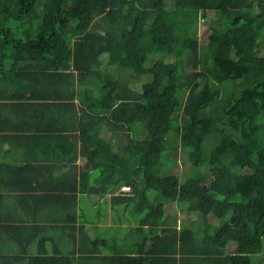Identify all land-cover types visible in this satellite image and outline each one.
I'll return each instance as SVG.
<instances>
[{
  "label": "trees",
  "instance_id": "16d2710c",
  "mask_svg": "<svg viewBox=\"0 0 264 264\" xmlns=\"http://www.w3.org/2000/svg\"><path fill=\"white\" fill-rule=\"evenodd\" d=\"M212 15L203 43L195 27ZM0 100L13 113L0 137L24 133V167L53 179L13 196L32 225L17 227L24 252L0 264L264 263V0H0ZM178 151L184 177L162 162ZM92 196L140 217L136 245L98 256L80 215ZM172 204L200 221L178 230ZM210 215L221 225L199 238Z\"/></svg>",
  "mask_w": 264,
  "mask_h": 264
},
{
  "label": "crops",
  "instance_id": "0c3cea01",
  "mask_svg": "<svg viewBox=\"0 0 264 264\" xmlns=\"http://www.w3.org/2000/svg\"><path fill=\"white\" fill-rule=\"evenodd\" d=\"M2 101H5V100H0V102ZM7 114L11 117L13 113L11 111L6 112V110H0V117L1 119H3V128L7 124L6 121L4 120ZM24 136L26 135L20 132H7L6 137H0V162L8 164V166L10 167L9 170H0V196L2 194H5V195L12 197L7 200H3L0 203V252H4V250L5 251L9 250L7 249V247L3 246L4 245L3 243L5 240L11 241L14 244L12 245V247H18V251L20 252H24V247L27 246V243H28L26 239L20 236V234L18 233L19 229L17 227L22 226L25 229L31 226L32 223L29 221H26L28 217L13 206V204L15 203V199H16V198H13V196L15 195V196L22 197L27 192V189L29 188V184L31 182H33V186H36V182L46 183L47 181L53 180L52 178H49V177L46 178L42 176L40 173H38V170H37L38 168L36 167L37 166L36 164L30 168L28 166L24 167V161L28 160L30 157L27 151V148H29V145L26 143H21ZM35 157H38V154H35ZM80 164H81L82 171H87L90 169L89 165L86 162L80 161ZM12 165L14 166L13 170H12ZM67 170L68 172L72 171L71 167L68 166V168L66 167L58 168L57 173H60V172L63 173V172H66ZM73 183H74V178L70 176L69 178H67L65 184H73ZM15 184L19 185L22 190L15 191V192L11 191L9 189V186H13ZM69 187H72V186H69ZM82 198L84 199L88 197H81V200ZM92 198L96 199L98 197L92 196ZM81 205H82V202H81ZM1 217L7 218V219H4L5 221H7L8 219H14V220L23 219L25 221L18 222V223H12L10 225L11 228H6L7 222H3L4 220L1 219ZM105 218H106V215H104V219ZM211 219H212V216L211 215L208 216L206 219L207 223L212 224ZM199 221H200V218L196 222L198 223ZM85 222H86L85 223L86 234L89 237L88 241L91 244H94V246L98 245L96 249L101 251V253H99L98 256L106 255V256L111 257L115 254H118L119 252L120 253L123 252L122 250L118 249V247L113 248L111 250H107V247L105 246L104 241L102 239L104 236L98 231V228L100 226L110 227L112 226L111 224H104L101 220H99L97 223H89L87 221ZM96 224H98L97 227H96ZM180 227H177V229L179 230ZM11 229H17V230H11ZM89 229L93 231L94 233L88 234L87 231ZM130 233H131V228H130ZM51 234L55 238H56V234L60 235V233H56L54 231ZM45 235L50 238L49 235L47 234ZM59 235H57V238H56L57 242H61L62 245H67L70 242L68 238L65 239L62 236L58 237ZM111 238L112 240L117 239V235H112ZM126 246L123 247V249H125ZM178 260H179V257H178ZM148 264H167V262L166 261H162V262L156 261V262H150ZM177 264H180V262L178 261Z\"/></svg>",
  "mask_w": 264,
  "mask_h": 264
},
{
  "label": "rangeland",
  "instance_id": "374dc122",
  "mask_svg": "<svg viewBox=\"0 0 264 264\" xmlns=\"http://www.w3.org/2000/svg\"><path fill=\"white\" fill-rule=\"evenodd\" d=\"M216 18L212 15L210 16L208 20H203L201 21L198 25L195 27V31L197 34L200 36V40L205 43L207 42L208 36L213 33V28L216 25ZM97 28H100L99 25H97ZM108 57L106 55L103 56L104 62ZM107 70H110L112 79L117 81L120 78L119 70L118 68H114L111 70V68H108L106 66ZM136 78L133 79L135 81ZM136 88H138L137 85H135ZM142 135H139V138H142ZM170 157L168 158L163 157L162 162L166 166V168L170 169L173 174H177L181 177H184V174L187 172V170L190 167V164L188 163V160L186 159L184 152L183 151H178L176 153H169ZM151 196H154L155 193H150ZM82 212L80 211V215L83 214L84 219L89 222V223H97L99 220H101L104 224H111L112 226L110 227H102L100 226L98 228V231L103 234V241L105 246L107 247V250H111L113 248H117L122 250L123 247H125L127 244H135V239L132 238L133 236V231L130 233V228L133 230V228L137 225L139 226L140 224V217L139 216H132L129 212L125 213L122 209V207H118V212H112L111 210V205H110V196H106L103 199H93L92 197L90 198H82ZM96 202V204H95ZM104 215H106V218L104 219ZM167 215H170L171 218H169L168 222L169 224H174V221L177 222V227H180L184 222L186 225L192 224L190 222L189 224L186 222L188 220L190 221H197L199 215L191 214V213H185L181 210H179V207L176 204L169 205L167 208ZM212 216V224L207 225L208 227L205 228L203 227L202 233L198 235L199 238H205L208 235H215L217 231V227H219L221 224L218 220L217 217L214 215ZM174 219V220H173ZM202 222V221H201ZM203 224V222H202ZM98 224H96V227ZM88 234L94 233L90 229L87 231ZM112 235H117V239L112 240ZM59 235L58 237H60ZM57 238V234H56ZM59 239V238H58ZM59 241V240H58ZM61 245L62 243L59 242ZM4 244V245H3ZM2 245L7 247L10 251L14 253H18V247H12L14 245L11 241L5 240ZM64 246L63 249L65 252H68L72 245L69 242L67 245H62ZM41 247V244L37 241L35 243H32L30 246V250L28 255H35L38 253L39 248ZM235 245L228 246L226 249L223 251L225 253H232L235 250ZM47 249L49 252H52L53 245L51 243L48 244ZM133 253L127 255L128 257L130 256H135L132 255ZM221 254L216 255L215 257L219 259ZM253 264H264L262 260V254H258L253 257ZM95 264H99L97 261H95ZM102 264V263H101ZM103 264H109L108 262H104Z\"/></svg>",
  "mask_w": 264,
  "mask_h": 264
},
{
  "label": "clouds",
  "instance_id": "9594fccd",
  "mask_svg": "<svg viewBox=\"0 0 264 264\" xmlns=\"http://www.w3.org/2000/svg\"><path fill=\"white\" fill-rule=\"evenodd\" d=\"M123 189H126V188H123Z\"/></svg>",
  "mask_w": 264,
  "mask_h": 264
}]
</instances>
